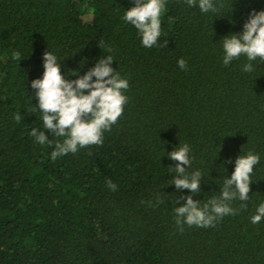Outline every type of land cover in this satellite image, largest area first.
<instances>
[{
    "label": "trees",
    "instance_id": "obj_1",
    "mask_svg": "<svg viewBox=\"0 0 264 264\" xmlns=\"http://www.w3.org/2000/svg\"><path fill=\"white\" fill-rule=\"evenodd\" d=\"M214 3L223 5L217 13H202L165 0L161 35L146 48L123 20L134 0H0V264H264V218L250 219L264 203V60L252 61L250 73L243 56L225 66L221 41L241 33L264 0ZM49 50L66 79L111 55L129 83L103 144L55 161L64 138L44 129L31 87ZM33 128L49 137L44 145L29 135ZM185 143L186 171L203 176L199 195L171 184L176 162L167 153ZM248 152L260 162L248 200L231 202L238 213L181 232L180 196H218Z\"/></svg>",
    "mask_w": 264,
    "mask_h": 264
},
{
    "label": "clouds",
    "instance_id": "obj_2",
    "mask_svg": "<svg viewBox=\"0 0 264 264\" xmlns=\"http://www.w3.org/2000/svg\"><path fill=\"white\" fill-rule=\"evenodd\" d=\"M189 7L198 6L202 13H217L219 7L214 0H184ZM165 7V0H134V6L126 11L123 20L133 25L141 35L142 46L152 48L157 45L161 35L160 17ZM223 63L228 66L241 56L246 57L249 63L243 65L244 72H252V61L257 58L264 60V10H253L238 34L223 37ZM100 48L102 47L99 46ZM13 59L21 60L19 52L13 53ZM58 58L52 52L43 54L44 72L42 78L31 82L38 100V110L42 113V123L45 130L52 132L56 137L64 139L58 141L51 158L69 153L75 154L81 148L91 145L103 144V133L110 131L118 118L123 114L127 96L123 94L129 87L127 79L121 78L119 73L110 65L114 61L111 55L102 56L83 75L73 72L77 79H66L61 73ZM181 70H187V62L181 58L177 61ZM95 77V80H93ZM14 120L19 123L22 119L20 113L14 114ZM35 138L34 142L44 145L49 137L45 131L33 128L29 133ZM190 146L185 143L167 153L169 159L175 161L171 184L179 190L187 189L193 195L201 193L200 171L188 173L191 167ZM231 163V161H227ZM260 162L257 154L248 152L239 155L235 160V169L230 178L224 177L218 196L212 195L206 202L193 199V195H181L180 199L186 201L174 209L176 224L182 232L183 225L201 228L214 227L218 219L227 215H236L237 209L230 205L239 199L246 202L249 197L251 174L254 166ZM187 166V167H185ZM107 187L116 191L118 186L111 180ZM162 202L157 198V203ZM178 203V202H175ZM246 207V204H242ZM264 218V203H260L256 213L250 217L252 224L259 223Z\"/></svg>",
    "mask_w": 264,
    "mask_h": 264
}]
</instances>
